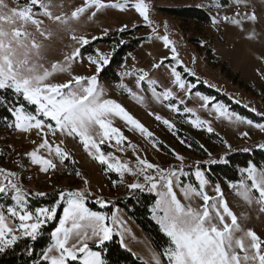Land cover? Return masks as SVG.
<instances>
[{"label":"snow or ice","instance_id":"obj_1","mask_svg":"<svg viewBox=\"0 0 264 264\" xmlns=\"http://www.w3.org/2000/svg\"><path fill=\"white\" fill-rule=\"evenodd\" d=\"M245 2L246 0H235L237 6ZM54 7L56 5L52 0H26L23 5L19 0H0V91L17 98L22 97L23 101L35 106L34 111L27 110L23 103L12 104L6 109L14 117V121L7 125L9 128L24 134L36 130V135L40 136L39 143L31 141L34 148L26 154L31 164L38 165L39 170L46 174L55 171L57 158L63 165L70 157L67 149L60 147V144L64 143L63 138L78 139L84 151L93 160L100 165H106L107 170L119 174L120 183H124L125 173L136 178L126 184L127 189L155 192L157 199L151 210L152 217L167 237L168 243L162 251H152L150 262L146 264H264V238L241 223L242 217H238L229 207L219 183L212 188L215 195H209L206 188L210 180L199 167L195 171L198 185L183 184L180 177L188 175L183 171V163L179 169L163 168L137 155L133 167L129 162L115 157L112 152L106 154L101 149L105 142L115 141L114 146H121L127 140L120 128L114 126L115 117L130 125L129 130H138L148 138L153 134L119 102L106 97L105 89L99 84L98 74L109 64V54L97 51V55L87 57L89 66H94L93 74L71 73L72 63L84 59L81 48L90 42L85 35L78 34L76 25L89 12L88 18L91 19L105 8L124 10L131 7L142 17L146 26L152 27L154 21L150 15L151 5L145 0H135L130 5L127 0L124 4L106 3L105 0H83L81 6L74 7L70 12L63 11V5H60L61 11L57 13L53 11ZM34 8L41 11H34ZM235 15L251 22L257 21L255 11H237ZM41 16L44 19L38 18ZM223 19H231L232 23L241 25V19L228 16ZM45 20L50 24H46ZM212 23L217 24V18H213ZM126 27L125 25L119 31L123 32ZM164 28L167 32L166 23ZM152 30L154 33L157 31L155 27H152ZM104 34H107V30ZM65 35L72 42L70 46L65 45V48L70 47L71 50L63 54L62 60L50 61L49 54L55 43L62 41ZM160 38L165 47L171 45L172 59L178 64L182 63L169 36ZM162 63L163 60L153 67L159 68ZM184 70L195 75L187 68ZM64 72L69 73L68 80L52 82L56 73ZM131 74L125 72L122 77ZM171 75L175 85L186 93L195 86L185 81L176 67H172ZM146 78L152 96L157 101L178 99L172 89L157 92V82L150 79L149 73L143 69H140L136 76V86L140 88ZM119 87L127 91L138 103H145L144 96L125 84L121 83ZM195 95L203 101L202 108L207 107L212 100L199 92ZM7 100V96H0V105L6 104ZM179 103L184 101L181 99ZM168 107L173 111H180L176 103H169ZM211 107L219 116L231 122L246 123L264 132V123L254 124L250 119L229 112L223 104H212ZM183 111L195 115L191 108L185 107ZM150 115H155V119L162 121L170 130L175 127L158 114ZM189 122L197 128L205 127L209 133L214 131L211 122L199 116ZM49 134L53 137L59 134L62 139L59 143L50 141ZM242 135L247 137L248 133L244 132ZM228 147L230 148V145ZM41 150H45L46 155L42 154ZM176 159L183 162L184 157L177 154ZM241 171L247 173L245 179L239 184L230 183L229 187L247 205H256L257 211L264 215V168L257 169L255 165L250 164ZM75 174L80 176L78 171ZM0 176L3 177L0 194L8 196L11 193V200L15 201L6 211L0 206V253L14 245L21 236L35 240L42 225L56 218L57 208L63 202V215L59 218V226L51 233L52 242L43 251L42 260L46 264H70L72 261H79V264H106L101 252L93 250L90 243L99 247L112 239L114 227L123 224L117 212L108 215L87 207L85 201L91 194L86 189L61 191L59 199L52 207L32 211L28 208L25 199L27 193L20 186L17 173L0 168ZM87 183L85 180V184ZM116 183L117 181H113L114 186ZM176 189H179L183 200L178 196ZM35 195L45 196L46 193L37 192ZM198 200L202 203H197ZM95 202L101 207L108 203L103 197H97ZM123 231L120 232L122 244Z\"/></svg>","mask_w":264,"mask_h":264},{"label":"rangeland","instance_id":"obj_2","mask_svg":"<svg viewBox=\"0 0 264 264\" xmlns=\"http://www.w3.org/2000/svg\"><path fill=\"white\" fill-rule=\"evenodd\" d=\"M19 1L26 2V0ZM52 2L56 5L53 11L59 13L61 11L60 5H63V11L70 12L74 7L81 6L83 0H52ZM105 2L124 4L126 0H105ZM127 2L130 5L135 0H127ZM145 2L151 5L150 15L154 21L152 27L157 29L155 33L152 27L145 25L142 17L131 7L124 10L111 7L105 8L97 12L96 16L91 19L88 18L89 12L76 25L78 34L85 35L90 42L81 48L84 59L72 63L70 71L75 75L93 74L94 66H89L87 57L97 55V51L102 54H109L111 59L115 54V48L127 42L129 37L122 34L128 30L139 27L133 37L148 40L139 45L135 51L124 56L119 66H115L114 69L120 80L119 84L114 85L106 79L99 78L101 72L109 64L98 74V81L105 89L106 97L114 99L124 106L152 132L153 136L148 138L138 130H129L130 125H126L119 117H115L113 119L114 126L120 128L127 140L121 146H114L115 141L105 142L101 145L102 151L106 154L112 152L115 157L129 162L130 166L133 167L136 164L137 155L163 168L179 169L181 163H183V171L188 175H182L180 179L183 184L190 183L193 185H198L195 177L197 167L201 169V166L223 164L225 163V157L234 152H245L253 148L264 151V147H262L264 145V132L246 123L231 122L227 118L219 116L211 107L212 104H223L229 112L250 119L254 124L264 123V0H246L245 3L239 6L236 5L235 0H145ZM216 5H220V7ZM185 8L200 10L208 16L209 20L204 23L198 19L179 17L172 11ZM33 10L41 11L35 8ZM237 11L241 13L255 11L257 21L251 22L242 17H237L235 15ZM225 16L241 19V25L232 23L231 19L225 21L223 19ZM38 18L44 19L42 16ZM213 18L218 20L215 25L212 23ZM45 23L50 24L47 20H45ZM165 23L168 26L167 32L164 28ZM125 25L127 26L125 30L123 32L119 31ZM105 30H107L106 35L104 34ZM164 35H168L169 39L174 42L179 53V61L182 63L178 64L176 60L172 59L171 45L165 47L163 40L160 38ZM250 36L252 38H249ZM107 37L112 38V43L100 42L90 47L94 41ZM121 41H124V43H121ZM71 43L66 35L62 41L58 40L49 54V60H62L63 54L71 50L70 47L65 48V45L70 46ZM83 52L90 53L83 54ZM161 60H163L161 66L154 68L153 65L160 63ZM172 67H176V70L181 73L185 81L195 85L190 92L186 93L175 85L174 77L171 75ZM185 68L194 72L195 75L186 72ZM140 69L147 71L149 78L157 82L155 85L157 92L172 89L174 96L178 99L157 101L148 87L147 78L138 88L136 86V76ZM125 72L132 74L123 75L122 77ZM69 78L68 72L56 73L52 78V82H64ZM121 83L144 96L145 103L140 104L133 99L127 91L119 87ZM196 92H199L202 96L212 98L207 107H201L203 101L196 97ZM181 99L184 103H179ZM25 103L32 108V110H27L34 111V105L28 104L26 101ZM169 103H176L180 111L171 110L168 107ZM185 107L193 109L195 115L185 113L183 111ZM150 113L158 114L169 120L175 127L170 130L162 121L156 120L155 115H150ZM196 116L210 121L214 131L209 133L205 127H194L189 121L194 120ZM52 123L54 124V122ZM244 132L248 133L247 137L242 135ZM48 138L50 141L55 140L57 143L62 139L59 134L55 137L49 134ZM63 139L64 143L60 144V147L67 149L70 157L63 165L59 163L57 158L55 161L57 169L46 174L39 170L38 165L31 164L30 158L26 155L34 148L31 141L40 142V136L36 135V130L24 134L15 131L13 128H0V168L17 173L20 186L27 193L25 199L28 202V208L32 211L37 208L52 207L59 199L61 191L86 189L91 194L85 201L87 207L108 215L117 212L123 222L122 225L114 227L112 239L117 238L122 249L131 253L140 262L144 264L150 262L151 252L158 251L135 222L127 216L125 210L114 207L112 203L128 195V193L125 195L126 184L133 182L136 178L125 173L124 183H120L119 174L107 170L106 165H100L93 160L84 151L78 139ZM181 141H184V143H181ZM130 145L135 146V148ZM228 145H230V148ZM41 153L46 155L45 150H41ZM177 154L184 157L183 162L176 159ZM209 161L215 162L209 163ZM256 167L262 169L264 165ZM241 170L239 171L240 180L233 183L239 184L247 176V173ZM77 171L80 176L75 174ZM105 173L115 176L112 177L111 182L106 179ZM140 179L142 180V177ZM85 180L88 181L87 184H85ZM113 181H117L115 186ZM2 182L3 177L0 176V183ZM246 182L251 183V181ZM219 184L229 207L238 217H242L241 223L246 228H252L264 238V215L257 211V206L247 205L229 187V182L221 181ZM214 185L210 181L207 186L206 190L209 195H215L212 191ZM176 191L183 200L179 189H176ZM37 192L46 194L56 192L58 194L56 201L51 205L38 206L37 204L33 205L34 200L42 197L36 196L35 193ZM143 193L152 195L155 200L157 199L155 192L143 191ZM254 194L258 195V193ZM97 197H103L108 202L105 207H101L95 202ZM197 203H202V201L198 200ZM14 204L15 201L11 200V193L8 196L0 194V206L5 211L7 207ZM63 207L64 204L61 202L57 208L56 218L42 225L43 228L56 222L55 228L49 234L45 249L52 242L51 233L59 226V218L63 215ZM243 217H246V219ZM151 218L156 223L152 217V211ZM109 223L111 224V221ZM124 229L128 231H123ZM121 231H123V244L121 243ZM21 238L28 237L21 236L19 239ZM141 238H144V240ZM112 239L106 241L104 245L109 244ZM104 245L97 247L90 243L93 250L100 252ZM72 262L79 264V261Z\"/></svg>","mask_w":264,"mask_h":264},{"label":"trees","instance_id":"obj_3","mask_svg":"<svg viewBox=\"0 0 264 264\" xmlns=\"http://www.w3.org/2000/svg\"><path fill=\"white\" fill-rule=\"evenodd\" d=\"M19 3L21 5L24 4L22 1H19ZM172 11L179 17L198 19L204 23L209 20L205 13L194 8ZM137 29H139V27H135L122 34L125 37H129L127 42L115 48V54L111 57L109 65L104 68L99 78L106 79L114 85L119 84L120 80L114 69L115 66L121 64L124 56L135 51L139 45L148 41L146 38L133 37ZM100 42L112 43V38L107 37L96 40L90 47ZM86 53L90 52H83V54ZM0 96L8 97L7 103L0 105V128H9L7 125L14 121V117L6 110L8 106L23 103L26 109L32 110V108L26 105L22 97L17 98L10 93H4L2 91H0ZM250 164L255 166L264 165V151H258L256 148H253L245 152H234L225 157V163L201 166V169L205 171L208 179L213 184L221 181L233 183L240 180L239 171L247 168ZM104 176L109 182H111L112 177H115L109 173H105ZM127 193L128 195L124 198H119L112 202L113 206L124 209L127 216L130 217L150 239L152 246L158 252L162 251L167 246L168 241L167 237L161 232L159 226L151 218V207L155 202V197L140 191L125 189V195ZM57 194L56 192L47 193L45 196L39 197L38 200H34L33 205L49 206L56 201ZM55 226L56 222L47 227H43L40 230L38 238L35 240L29 237L19 239L14 245L0 253V264H46V262L42 260V253L46 247L49 234ZM101 254L106 264H144L131 253L123 250L117 238H113L109 244H105L102 247ZM70 264L78 263L70 262Z\"/></svg>","mask_w":264,"mask_h":264},{"label":"crops","instance_id":"obj_4","mask_svg":"<svg viewBox=\"0 0 264 264\" xmlns=\"http://www.w3.org/2000/svg\"><path fill=\"white\" fill-rule=\"evenodd\" d=\"M141 239H143V240H144V238H141Z\"/></svg>","mask_w":264,"mask_h":264}]
</instances>
